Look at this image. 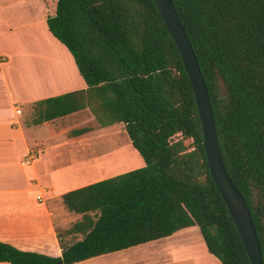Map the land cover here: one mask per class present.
<instances>
[{"label":"trees","instance_id":"trees-1","mask_svg":"<svg viewBox=\"0 0 264 264\" xmlns=\"http://www.w3.org/2000/svg\"><path fill=\"white\" fill-rule=\"evenodd\" d=\"M172 1L264 264V0ZM45 23L86 87L37 101L31 123L71 118L72 141L95 121L121 127L118 145L130 144L144 165L61 195L81 215L66 234L81 238L59 254L0 240V264H74L192 229L221 264H251L210 175L193 88L155 0H57Z\"/></svg>","mask_w":264,"mask_h":264},{"label":"crops","instance_id":"crops-1","mask_svg":"<svg viewBox=\"0 0 264 264\" xmlns=\"http://www.w3.org/2000/svg\"><path fill=\"white\" fill-rule=\"evenodd\" d=\"M35 1L37 0H0V240L30 245L35 249L43 246L40 250L49 245L53 251L52 239L43 240L37 224L40 216L38 201L44 199L43 186L52 190L53 187L41 183L36 159L39 160V154L43 157L46 153L44 151L49 152L50 157L54 154L57 157L65 146L74 142L68 138L70 127L66 126V121L71 118L34 125L28 121L27 116L37 101L84 89L86 85L69 52L47 29L45 19L55 13L57 0H39V8H32L30 4ZM28 5L31 7L29 14ZM25 30L27 31L24 35L21 32ZM43 48L45 51L56 53L65 49L70 56L72 69H66V76L57 84L44 78L42 69H39L37 57L41 56ZM44 130L51 137L50 142L45 139ZM31 153L33 155L28 164L26 161ZM53 175L62 176L58 171H54ZM80 182L87 183L86 180ZM66 186L64 190H54V194L49 192V197L58 196L61 199L63 193L76 189L72 184L69 185V182ZM82 186L85 185L80 184L77 188ZM36 187H39L37 191ZM184 232L171 235L175 239L178 238L175 242L177 244L168 243L160 247L153 245L156 240L145 243L148 249L143 248L137 256L147 255L144 261L152 259L154 264H203L197 263L193 256H182L181 245H187L181 238L185 235ZM35 240L37 247L33 244ZM128 249L74 264H107L127 256L128 253L131 256L136 255V252H128Z\"/></svg>","mask_w":264,"mask_h":264},{"label":"rangeland","instance_id":"rangeland-1","mask_svg":"<svg viewBox=\"0 0 264 264\" xmlns=\"http://www.w3.org/2000/svg\"><path fill=\"white\" fill-rule=\"evenodd\" d=\"M30 5L32 8L34 6L39 8V0L32 2ZM31 7L29 5L27 6L28 14ZM40 12H42V10H40ZM26 31L27 30L21 33L25 35ZM44 40L47 41L45 38ZM37 59L39 61L38 64L40 65L39 69H42L44 78L51 79L55 84L66 76V69H72L70 56L65 49L62 51L58 50L57 53L54 51L50 52V50H44L41 53V56L37 57ZM27 117L28 121L32 120L33 107L30 109ZM87 127L92 129L93 132L79 140L76 139L71 144L65 146L59 152L57 157L55 154L50 157V153L44 151L46 153L43 154V157H41L42 154H39V160L36 159L38 170L41 173V183L53 187L52 190L50 187L43 186L42 190L44 199L38 201L40 203L37 205L40 210V216L37 220V224H39L38 227L41 229L39 232L42 234L43 240H49V238L52 239L54 243L52 249L57 254L60 253L59 251L61 250L62 245L72 244L81 238L80 236L66 234V230L76 220L80 219L81 215L69 212L64 207L61 199L58 198V196L50 198L49 192L54 194V190H64L65 187H67V182H69V185L72 184L74 186L70 187L77 188L80 184L86 185L92 182H97L140 168L144 165L143 159L130 144L122 146L118 145V138L121 141V136L122 138L124 136L123 128L118 126L101 128L97 121L88 124ZM44 133L46 135L45 139L47 142H50L51 137L46 131ZM54 171H58L62 176L53 175ZM74 176H78V178H75ZM83 180H86L87 183L80 182ZM38 189L39 187H36V191ZM38 193L39 191L37 194ZM34 220L35 219H32V221ZM183 234L185 235L181 236V238L185 240V244L187 245H181L182 256H193L197 259V263L221 264L216 257L207 252L199 229L184 232ZM173 237L169 236L156 240L153 242L155 243L153 245H159L162 247L164 244L175 243L178 238L175 239ZM36 243L35 240L33 244L35 245ZM146 245L147 244L138 245L127 250L128 252H136V255L131 256L128 253L127 256L122 258H117L122 255L117 256L115 261L108 262L107 264H142L141 262L144 261V258L147 255L137 256V253L142 251L143 248L148 249ZM35 246L37 247V245ZM42 247L43 246H39L37 248L41 249ZM153 262L154 260L150 259L144 261L143 264H154ZM182 264L191 263L187 262Z\"/></svg>","mask_w":264,"mask_h":264},{"label":"water","instance_id":"water-1","mask_svg":"<svg viewBox=\"0 0 264 264\" xmlns=\"http://www.w3.org/2000/svg\"><path fill=\"white\" fill-rule=\"evenodd\" d=\"M155 2L180 52L184 68L193 88L210 175L226 203L251 264H263L260 242L249 207L230 178L221 156L214 114L194 49L173 1L155 0Z\"/></svg>","mask_w":264,"mask_h":264},{"label":"built area","instance_id":"built-area-1","mask_svg":"<svg viewBox=\"0 0 264 264\" xmlns=\"http://www.w3.org/2000/svg\"><path fill=\"white\" fill-rule=\"evenodd\" d=\"M32 155H33V153H31V154L28 155V159H27V161H26L28 164H29V162H30V159L32 158Z\"/></svg>","mask_w":264,"mask_h":264}]
</instances>
